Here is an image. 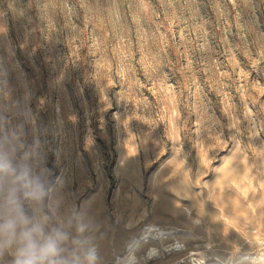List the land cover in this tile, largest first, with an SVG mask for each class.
<instances>
[{"label": "rangeland", "instance_id": "1", "mask_svg": "<svg viewBox=\"0 0 264 264\" xmlns=\"http://www.w3.org/2000/svg\"><path fill=\"white\" fill-rule=\"evenodd\" d=\"M0 119L101 264H264V0H0Z\"/></svg>", "mask_w": 264, "mask_h": 264}, {"label": "clouds", "instance_id": "2", "mask_svg": "<svg viewBox=\"0 0 264 264\" xmlns=\"http://www.w3.org/2000/svg\"><path fill=\"white\" fill-rule=\"evenodd\" d=\"M23 125L0 119V261L8 264H101L96 226L50 194L49 179L32 163Z\"/></svg>", "mask_w": 264, "mask_h": 264}, {"label": "bare ground", "instance_id": "3", "mask_svg": "<svg viewBox=\"0 0 264 264\" xmlns=\"http://www.w3.org/2000/svg\"><path fill=\"white\" fill-rule=\"evenodd\" d=\"M154 227V225H149L148 227H146V229L143 231L142 234H140L138 237H136L133 242L130 244L129 248H128V252L126 255H124L122 258L124 261L122 264H132V262L136 259L135 253H134V249L136 247V245L142 241L145 240L146 238H149L150 235L153 236L155 234L151 233L152 228ZM156 234H164L162 233V231H159ZM176 247H181V245H179L177 243ZM149 254H152L154 252H156V247H151L149 250ZM202 262L199 261L198 264H201Z\"/></svg>", "mask_w": 264, "mask_h": 264}]
</instances>
